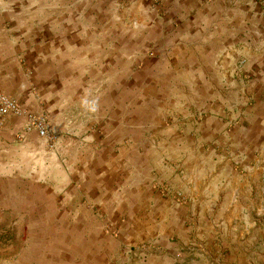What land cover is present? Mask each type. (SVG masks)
<instances>
[{"label":"crops","instance_id":"1","mask_svg":"<svg viewBox=\"0 0 264 264\" xmlns=\"http://www.w3.org/2000/svg\"><path fill=\"white\" fill-rule=\"evenodd\" d=\"M0 0V264H264V0Z\"/></svg>","mask_w":264,"mask_h":264},{"label":"built area","instance_id":"2","mask_svg":"<svg viewBox=\"0 0 264 264\" xmlns=\"http://www.w3.org/2000/svg\"><path fill=\"white\" fill-rule=\"evenodd\" d=\"M158 1L155 0V4ZM9 114L25 115L29 121L28 128L35 129L39 136L45 139L50 146H53L56 135L50 131L45 117L43 115L26 112L13 97L0 92V126L3 118Z\"/></svg>","mask_w":264,"mask_h":264},{"label":"rangeland","instance_id":"3","mask_svg":"<svg viewBox=\"0 0 264 264\" xmlns=\"http://www.w3.org/2000/svg\"><path fill=\"white\" fill-rule=\"evenodd\" d=\"M2 234H3V233L0 231V236H2Z\"/></svg>","mask_w":264,"mask_h":264}]
</instances>
